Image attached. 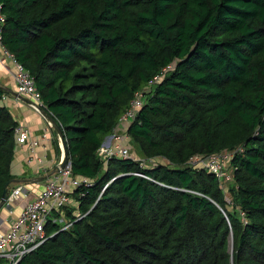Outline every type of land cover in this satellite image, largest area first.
Wrapping results in <instances>:
<instances>
[{"label": "trees", "instance_id": "16d2710c", "mask_svg": "<svg viewBox=\"0 0 264 264\" xmlns=\"http://www.w3.org/2000/svg\"><path fill=\"white\" fill-rule=\"evenodd\" d=\"M0 5L2 45L60 126L72 173L89 180L63 208L71 225L49 220L17 264H264V0ZM7 93L0 85V199L14 180L19 125ZM136 96L126 131L153 163L102 160ZM224 151L231 203L221 180L194 163Z\"/></svg>", "mask_w": 264, "mask_h": 264}, {"label": "built area", "instance_id": "2783aa9c", "mask_svg": "<svg viewBox=\"0 0 264 264\" xmlns=\"http://www.w3.org/2000/svg\"><path fill=\"white\" fill-rule=\"evenodd\" d=\"M3 22L4 16L1 12L0 5V53L12 63V77L15 83V92L28 98L32 102L30 105L34 109L39 110L42 102L33 77L1 43ZM165 71L166 69L163 70V72ZM162 74L154 77L153 81H157ZM141 104V97L136 96L126 111L119 117L113 132L121 130L124 136H128L126 128L134 118ZM14 131L16 143L28 144L31 149L40 144L41 141L48 140L50 137L48 131L45 130L40 136L31 138L30 131L22 124H19ZM112 136L109 135L106 137L98 151L100 157L103 153L106 154V157H101V159L106 161L110 156L120 158L129 157L128 148L111 141ZM231 154V152L224 151L218 154H212L207 158L196 157L194 162L200 163V166L212 171L220 181L225 178L224 169L229 164L228 161L230 160ZM57 165L47 175L42 189L35 195L30 197V189L24 184H18L9 189L2 208L6 209L12 216L15 205L19 203H22V205L19 214L12 216L7 229L0 230V264H17L24 255L36 249L45 238L44 227L49 220L59 224L61 222L62 229L71 225L61 211L71 202L70 193L78 186L88 184L89 180L85 177L74 175L70 162L60 170L56 169ZM53 213H57L58 217H53Z\"/></svg>", "mask_w": 264, "mask_h": 264}, {"label": "crops", "instance_id": "0c3cea01", "mask_svg": "<svg viewBox=\"0 0 264 264\" xmlns=\"http://www.w3.org/2000/svg\"><path fill=\"white\" fill-rule=\"evenodd\" d=\"M13 66L10 60L0 53V85L9 91L4 96V103L18 124L30 131V137L35 138L45 130L50 137L41 141L33 149L28 144H17L11 164L14 175L12 187L24 184L30 189V197L39 192L44 180L61 159V147L57 132L49 125L40 110L34 109L29 103L22 101L15 93V83L12 77ZM59 147V151L56 148ZM22 203L15 205L12 216L19 214ZM12 216L4 208L0 210V230H6Z\"/></svg>", "mask_w": 264, "mask_h": 264}, {"label": "rangeland", "instance_id": "374dc122", "mask_svg": "<svg viewBox=\"0 0 264 264\" xmlns=\"http://www.w3.org/2000/svg\"><path fill=\"white\" fill-rule=\"evenodd\" d=\"M113 135V136H112ZM112 138H111V141L113 142H116V143H119L121 146L123 147H127L128 148V151H129V155L134 157L135 159H137L138 161H141V162H147V165L148 164H151L153 163L151 159H145L144 157L140 156L139 153L137 152L130 136H124V133L123 131L121 130H116L114 131L112 134H111ZM119 136V138H117ZM101 157H106V154L103 153L101 155ZM160 158H157V159H154L156 161H161L159 160ZM153 160V161H154ZM196 160V158H195ZM229 162V161H228ZM195 164H199L201 165L200 163H197V162H194ZM224 173H225V178L222 179L220 181L221 183V186L223 188V191H224V195L226 197V199L228 201H230L231 203V200H232V188L234 187V180H233V172H232V167L230 166V164L226 165L225 169H224ZM76 205L75 201H73L72 199V203L67 206L66 208L67 209H73L72 207H74ZM64 210L63 209L61 212L64 213ZM77 213V212H76ZM75 213V214H76ZM66 219V218H65ZM65 221V220H64ZM63 222V220H62ZM61 224V222H60ZM232 250H233V243H232V236L229 237V243H228V252L230 253V257L232 255Z\"/></svg>", "mask_w": 264, "mask_h": 264}, {"label": "water", "instance_id": "95a60500", "mask_svg": "<svg viewBox=\"0 0 264 264\" xmlns=\"http://www.w3.org/2000/svg\"><path fill=\"white\" fill-rule=\"evenodd\" d=\"M14 95H17L22 101L26 102V103H32L28 98L19 95L18 93H14L12 92ZM40 112L46 117V119L49 122V125L57 132L58 134V138L60 141V147H61V159L57 165V170L63 169L69 162V155H68V151L66 148V143L64 140V135L63 132L60 128V126L55 122V120L42 108L39 107ZM41 179H45V177H41ZM14 182V180H11L9 183ZM8 195V188L6 187L2 193L1 199H0V210L2 209L3 204L6 201Z\"/></svg>", "mask_w": 264, "mask_h": 264}]
</instances>
